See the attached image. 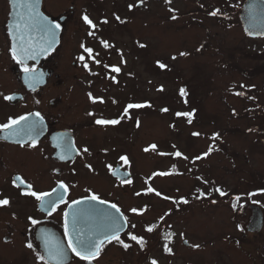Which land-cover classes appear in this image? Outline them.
<instances>
[{"label": "rangeland", "instance_id": "374dc122", "mask_svg": "<svg viewBox=\"0 0 264 264\" xmlns=\"http://www.w3.org/2000/svg\"><path fill=\"white\" fill-rule=\"evenodd\" d=\"M60 1L50 8L52 13H71V4L78 14L86 8L85 0ZM127 1L92 0L90 5L110 20L112 32L102 40L113 53L119 49L113 62L124 59L129 64L131 79L124 86L135 87L134 104L145 105L135 108L134 163L126 166L134 174L132 187L150 186L161 195L133 199V191L125 196L121 190L119 196L128 208L149 203L148 212L131 217L146 224L161 221L174 205L180 207L166 219L167 228L177 232V241L189 237L194 246L180 241L178 251L168 256L163 250L165 243L172 248L169 237L165 239L168 229L158 225L148 234L155 240L152 255L158 263L208 264L211 227L221 228L230 214L227 202L213 204L211 197L220 196L216 189L264 188V36L246 34L238 11L243 0H129L134 8ZM7 4L0 0V13L10 12ZM217 7L219 14L210 15ZM211 149L214 153L205 156ZM120 150L128 149L120 145ZM176 151L183 155H172ZM172 164L179 173L154 175L169 172ZM109 180L115 182L110 174ZM185 199L190 203H183Z\"/></svg>", "mask_w": 264, "mask_h": 264}, {"label": "flooded vegetation", "instance_id": "af4514ba", "mask_svg": "<svg viewBox=\"0 0 264 264\" xmlns=\"http://www.w3.org/2000/svg\"><path fill=\"white\" fill-rule=\"evenodd\" d=\"M6 1L9 7L10 0ZM125 1L113 0V3L119 5L118 2ZM62 3L60 0H43V10L59 22L61 35L57 47L38 62L19 63L13 58L8 27L10 12L0 13V74L8 75L0 77V124L21 116L37 120L33 129L36 137L31 140L2 138L4 130H0V199L7 198L11 202L0 207V264H57L56 260L48 257V242L52 240L53 247L55 245V238L50 239L51 232L62 236V241L59 239L63 246L61 250L69 253V258L67 256L61 264H87L68 247L64 212L68 211L72 200L83 199L93 193L117 204L128 217L127 228L120 238L131 246L125 249L115 241L105 242L100 256L92 264H151L152 260H156L152 255L156 244L148 237L153 232L148 233L145 228L152 224L167 228L169 222L166 219L180 207L174 205L173 210L167 209L165 217L159 222L146 224L132 221L131 217L140 215L131 209L147 208L146 213L149 203L143 206L133 203L128 208L125 198L119 196L120 191L125 196L133 191V199L152 198L153 193L148 195L145 189H133V182L123 184V179L113 174L117 170L124 175L120 172L122 169L130 171L128 179L131 181L134 176L132 170L126 167L134 163L131 137L137 123L135 108L128 109L125 114L127 106L135 102V87L124 86L127 84L124 80L131 79L129 64L124 59L113 62L119 49L113 53L109 47H104L102 42L106 40L102 38L106 37L103 34L112 32L108 30L110 20L91 7L92 0H85L86 8L80 14L73 11V4L70 5L71 13L51 12L50 8ZM125 5L134 8V3L129 0ZM85 16L96 25L95 28L84 20ZM85 47L93 50L95 60L84 51ZM96 60L100 63L97 64ZM111 66H119L121 71L113 73ZM25 67L32 71L26 72ZM6 96L15 98L9 101ZM121 117L123 119L117 125L96 123L98 119ZM33 141L35 147L30 146ZM120 145H125L128 150H120ZM85 148L88 152L83 151ZM61 156L65 158L61 159ZM125 156L127 163L121 159ZM109 174L115 182L109 180ZM18 176L25 181L20 187L13 183ZM60 182L68 185L69 191L63 194L68 204L59 203L53 208L52 202L57 201L55 199L59 195L47 197L41 204L34 197L22 194L27 191L28 184L36 192L53 193L54 189H59ZM224 193L211 198L214 205L221 201L228 203L229 221L221 228L216 224L211 227L206 261L208 264H264V189ZM164 200L173 203L170 199ZM33 220L37 223L33 224ZM167 229L166 236L172 244V252L165 250V243V254L172 256L177 252L180 241L190 247L191 238L177 241V232L170 227ZM129 233L144 237L146 244L143 249L129 239ZM29 243L32 248L27 247ZM159 245L162 247L161 243ZM39 256H44L45 261L42 262Z\"/></svg>", "mask_w": 264, "mask_h": 264}, {"label": "snow or ice", "instance_id": "6c2138e0", "mask_svg": "<svg viewBox=\"0 0 264 264\" xmlns=\"http://www.w3.org/2000/svg\"><path fill=\"white\" fill-rule=\"evenodd\" d=\"M10 2L13 5V8H15L17 6V4L19 3L20 7H24V4L22 3V0H10ZM143 2V0H141V3ZM168 2H170V0H168ZM27 7L30 10V14L28 15V17L24 20L23 24L21 23H16L14 26H10L9 29V34L12 36L13 39V45H12V55L14 59H17V61L19 63H23L24 59L23 58H28V59H34L35 56L33 54H31V49L33 48V44L31 41L30 37L26 38L25 33L27 31H30L32 27H38L39 30L41 31H46L48 33H50L53 37L55 35L52 27L46 23H44L43 21L46 18L40 17L39 13L36 12H32L31 9L33 8V5L31 3H29L27 5ZM130 8H132V5H129ZM219 14V9L213 11L210 13V15L212 16H216ZM117 20H120V17L117 16L116 17ZM173 19H175V17H173ZM84 20L92 26V28H95L96 25L92 23V21L85 16ZM107 21H105L106 23ZM123 22V21H121ZM55 28H60V25L57 24L55 25ZM253 32H249V35H253ZM261 35H264V33H260ZM52 41H49V46H51ZM105 48L110 47V45L108 44V42H102ZM141 47H144V45H140ZM41 51H45L46 49L41 48ZM84 51L87 52L89 54V56L95 60V56H92V52L93 50L91 48H84ZM181 55H186V53H181ZM81 60L84 59L83 56L80 57ZM97 64L100 63L99 60L95 61ZM159 63V62H158ZM159 66L161 68H165L166 65H164L163 63H159ZM85 68L88 67L87 64L84 65ZM105 67H108L107 65ZM25 71L29 72L32 71L31 69L25 67ZM121 71V68L119 66H111V72L113 73H119ZM113 80H115V76L111 77ZM184 89H181V95H184ZM241 93H237V95H240ZM91 95V94H89ZM15 97L13 96H6L5 99L6 100H13ZM95 100V98H93ZM101 102L102 99H101ZM145 105H141V104H129L127 106V108L125 109V114H127L128 109H132V108H141L144 107ZM150 106V105H149ZM164 111H167V109H164ZM37 116H40L39 113H36ZM178 116H191L193 114L191 113H177ZM27 117L26 116H21L18 119H12L9 118L7 123L4 124H0V130H11L9 131V136H13V135H19V130L16 128L17 125L20 124L21 121L26 120ZM43 118L41 117V120ZM121 119H123V117H121L120 119H113V120H105V119H98L96 120L97 124L100 125H117L121 122ZM189 123H191V120H189ZM137 126H139L137 124ZM195 135H199V133H195ZM218 135V134H216ZM215 138V136L213 137ZM20 142V141H17ZM31 147H35L36 143L35 141H33V143L30 145ZM151 148L154 150L156 148V145H151ZM84 152H88V149L85 148L83 149ZM145 151H148V149H145ZM161 155H167L165 153H160ZM209 153H205L204 155L207 156ZM172 155H175L176 157H181L183 154L180 153L179 151H176L175 153H173ZM61 159H64V156L60 157ZM201 157H197L196 159H200ZM122 160H124L126 163L128 162V158L125 157H121ZM186 159V157H185ZM89 167H91L89 165ZM115 174V173H113ZM172 173L169 172H159V173H155L154 175H159V176H167L170 175ZM123 184H131L132 181L131 179H125L121 181ZM14 185L16 187H20L21 184H24L25 181H23V179L21 177H17L16 180L13 181ZM59 189L63 190V193H67L69 191L68 185L64 184L63 182H60L58 185ZM57 189H54L53 192H56ZM216 191L220 192V195H225V193L223 191H221L220 189H216ZM146 193H155V195L160 196L161 193H159L156 189L152 188V187H148L146 189ZM23 195H29L31 197H34L36 200L40 201L41 204L44 203L45 198L50 197L52 195V193L50 192H36L33 190V186L31 184L27 185V191L22 192ZM136 195H140V193H136ZM201 197H203L205 194L201 193L200 194ZM165 199H168V197H165ZM85 200L88 201H95L99 204H104V205H108L110 208L115 209L116 213L119 214L118 219L122 220V223H116L115 227L113 228L111 234H105L103 236L102 239L99 240H93L91 238H82V233L76 235L75 237H73V231L76 230V224L78 222V213L76 210H72V211H66L64 212V228H65V234L68 236V247L71 249V251L80 258V260L82 261H86L87 264H92V262L94 260H96L99 256L100 253L103 250V246L105 244V242L107 243H111L113 241H115L116 243L122 245L125 249H128L131 245L125 243L123 240H121L120 238V231L123 229V227L125 225L128 224V217L124 215V213L121 211V209L118 207L117 204L115 203H110L107 200H103L100 198L99 195L93 193L90 196L85 197ZM10 200L7 198L4 199H0V207L2 206H8L10 205ZM59 203H65L68 204V201L64 199V195L61 194L58 196L57 201H53L52 202V206L53 208H55L56 205H58ZM84 203V200H72L71 204H69V208L73 209V206L75 205H79ZM183 203H188V201L185 199L183 200ZM233 207H235V205H233ZM131 211L133 213L139 214V215H143V213L145 211H147V208L144 209H136L133 208L131 209ZM33 224L37 223V221L33 220L32 221ZM133 228L136 227L135 224L132 225ZM158 227V225L156 224H152L149 225L145 228V231H147L148 233H152L153 231L156 230V228ZM129 239L132 241H135L141 249L144 248L146 241L144 239V237L142 236H137L135 234L129 233ZM168 237H165V239H167ZM49 246H48V257L50 259H54L57 261V264H61V261L64 258V251L61 250L59 247H56L55 249H53V247L51 246V243L48 242ZM28 248H32L33 245L31 243H29L27 245ZM195 247H199V245H196ZM165 250L169 253L172 252V249L169 248L167 246V244H165ZM39 259L43 262L45 261V257L44 256H39ZM151 264H158V262L156 260H152Z\"/></svg>", "mask_w": 264, "mask_h": 264}, {"label": "water", "instance_id": "95a60500", "mask_svg": "<svg viewBox=\"0 0 264 264\" xmlns=\"http://www.w3.org/2000/svg\"><path fill=\"white\" fill-rule=\"evenodd\" d=\"M42 1L43 0H22L24 7H20L18 3L15 8H13L11 3L12 12L11 19L9 21V29L10 26H14L16 23L23 24L24 20L30 14V10L27 5L31 3L33 5L31 11L39 13L40 17L46 18L43 22L50 25L55 33L53 37L50 33L39 30L38 27H32L30 31H27L25 35L26 38H31L33 48L30 51L31 54L35 56V58H23L25 63L30 61H39L43 56L51 52L60 41L61 26L58 29L55 28V25L58 23L43 11ZM241 19L248 35L251 31L254 34L250 36H262L260 33H264V0H246L243 9L241 10ZM49 41H52L51 46H49ZM41 48L46 50L41 51ZM36 121L37 120H35L33 117H27L26 120L21 121L20 124L16 126V128L19 130V135L9 136V131L11 130H4L1 137L10 140H31L36 137V133L33 130L36 127ZM118 175L123 179L126 178L121 174ZM61 194H64L63 191L61 189H57V191L53 192L51 196L57 197ZM57 199L58 198L55 200ZM79 200H84V203L73 206V209L68 207V211L76 210L78 213V222L75 226L76 230L72 233L73 237L82 233V238L99 240L102 239L105 234H111L116 223H122V220L118 219L119 214L116 213L115 209L110 208L108 205L99 204L95 201H88L85 200V198ZM126 227L127 225L123 227V229L120 231V234L126 229ZM53 238H55L54 247L51 243L52 240H50L53 249L56 247L61 249L63 246L59 243V239L61 240L62 236H58L56 233L51 232L50 239ZM68 254V252L65 253L61 262L65 261ZM67 258H69V256Z\"/></svg>", "mask_w": 264, "mask_h": 264}]
</instances>
